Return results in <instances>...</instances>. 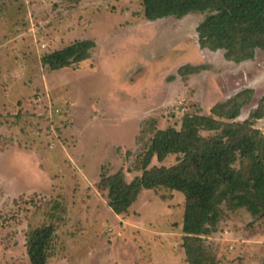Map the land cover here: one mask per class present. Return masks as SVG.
<instances>
[{
    "label": "rangeland",
    "instance_id": "obj_1",
    "mask_svg": "<svg viewBox=\"0 0 264 264\" xmlns=\"http://www.w3.org/2000/svg\"><path fill=\"white\" fill-rule=\"evenodd\" d=\"M207 16L149 21L143 0H0V264H29L27 235L51 222L54 201L66 214L48 264H189L183 194L144 190L116 215L99 182L140 176L155 132L185 114L213 116L245 89L255 94L236 121L258 107L264 50L234 63L202 49L197 29ZM80 40L97 45L89 60L59 71L43 65ZM186 65L204 70L181 77ZM254 125L264 137V119ZM177 162L154 159L150 168ZM220 208L215 231L189 241L209 263L264 264V217Z\"/></svg>",
    "mask_w": 264,
    "mask_h": 264
},
{
    "label": "trees",
    "instance_id": "obj_2",
    "mask_svg": "<svg viewBox=\"0 0 264 264\" xmlns=\"http://www.w3.org/2000/svg\"><path fill=\"white\" fill-rule=\"evenodd\" d=\"M143 6L144 18L149 21L208 12L197 29L199 44L204 50L225 51L228 61H251L256 50H264V0H143ZM96 48L92 40L76 41L45 55L42 63L51 71L70 68L89 60ZM203 70L202 66L186 65L178 72L186 77ZM254 94V90L245 89L215 105L213 116L188 113L178 119V125L158 129L140 161L142 174L130 183L122 172L102 174L99 189L107 192L112 211L128 214L144 190L183 194L187 261L214 264L209 263L212 259L207 251L188 238L212 234L221 221L222 204L264 217V137L254 127L255 121L264 119V97L248 120L236 121ZM171 156H177V164L150 168L154 159L163 163ZM51 210V222L30 229L27 235L29 264H48L51 258L56 221L62 220L66 209L54 201Z\"/></svg>",
    "mask_w": 264,
    "mask_h": 264
},
{
    "label": "crops",
    "instance_id": "obj_3",
    "mask_svg": "<svg viewBox=\"0 0 264 264\" xmlns=\"http://www.w3.org/2000/svg\"><path fill=\"white\" fill-rule=\"evenodd\" d=\"M193 77V76H192ZM260 121V120H259Z\"/></svg>",
    "mask_w": 264,
    "mask_h": 264
}]
</instances>
